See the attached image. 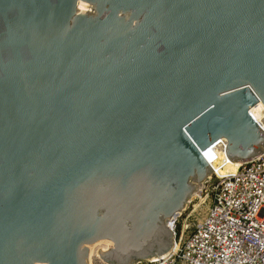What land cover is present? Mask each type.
Wrapping results in <instances>:
<instances>
[{
	"label": "water",
	"instance_id": "water-1",
	"mask_svg": "<svg viewBox=\"0 0 264 264\" xmlns=\"http://www.w3.org/2000/svg\"><path fill=\"white\" fill-rule=\"evenodd\" d=\"M260 121L264 0H0V264L164 258Z\"/></svg>",
	"mask_w": 264,
	"mask_h": 264
},
{
	"label": "built area",
	"instance_id": "built-area-1",
	"mask_svg": "<svg viewBox=\"0 0 264 264\" xmlns=\"http://www.w3.org/2000/svg\"><path fill=\"white\" fill-rule=\"evenodd\" d=\"M227 146L219 139L202 151L214 171L207 182L212 197L207 216L193 229L186 224L178 230L185 213L178 215L172 223L177 251L147 264H264V154L222 176L214 166L227 164Z\"/></svg>",
	"mask_w": 264,
	"mask_h": 264
},
{
	"label": "rangeland",
	"instance_id": "rangeland-1",
	"mask_svg": "<svg viewBox=\"0 0 264 264\" xmlns=\"http://www.w3.org/2000/svg\"><path fill=\"white\" fill-rule=\"evenodd\" d=\"M230 167H226L225 170L221 169L218 170L219 175H223L225 171H228ZM213 180V178H212ZM205 187V186H204ZM209 196V197H208ZM212 197L210 195V187H208L206 183V191L204 193H199L198 197H192L190 200V203L188 204L187 211L183 215L182 218L178 221V230H182L184 227L183 225H189L190 228L193 229L199 222H201L208 214L209 208L212 204ZM196 206H199L196 208ZM194 211V212H193ZM147 264V263H143ZM180 264H185L184 262H181Z\"/></svg>",
	"mask_w": 264,
	"mask_h": 264
},
{
	"label": "bare ground",
	"instance_id": "bare-ground-1",
	"mask_svg": "<svg viewBox=\"0 0 264 264\" xmlns=\"http://www.w3.org/2000/svg\"><path fill=\"white\" fill-rule=\"evenodd\" d=\"M80 8L82 10H85V11H89L90 10V7L86 6L84 3H80ZM260 126L264 129V121H260ZM224 162H226L227 164H225V166L223 167H220L222 162H219V165H216L214 166V168L216 169V172L218 170H225L226 167H230V169H228V171H225L223 173V175H226L228 174L229 172H236L237 168L239 167V163L237 162H234L232 161L229 157H226V159L224 160ZM222 175V176H223ZM204 184H201L199 187H198V191L193 195V198L195 197H198L199 196V193L203 191L204 189ZM180 215V214H179ZM185 228H186V225H185ZM105 242H101V243H98L96 245H94L92 247V253H91V258H90V264H105L99 257V247ZM178 249V243L175 244V247H174V250L172 251L171 254L165 256L164 258H170ZM160 259H152L151 262H158ZM143 264V263H142Z\"/></svg>",
	"mask_w": 264,
	"mask_h": 264
}]
</instances>
